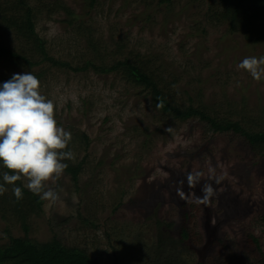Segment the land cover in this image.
I'll return each mask as SVG.
<instances>
[{
    "label": "rangeland",
    "instance_id": "374dc122",
    "mask_svg": "<svg viewBox=\"0 0 264 264\" xmlns=\"http://www.w3.org/2000/svg\"><path fill=\"white\" fill-rule=\"evenodd\" d=\"M11 1L0 6L16 15ZM91 1L27 0L47 51L70 65L0 59V84L15 73L43 72L42 93L53 100L59 125L72 133L75 161L64 162H82L76 181L64 172L50 182L56 202L38 195L41 202L32 201L27 229L9 205L13 185L5 184L0 244L8 233L38 244L56 239L98 264H264V146L255 149L242 134L216 131L199 117L162 111L148 89L120 72L72 68L126 56L147 60L172 104L264 130V79L238 68L245 57L264 55V38L256 40L264 12L248 39L252 24L233 28L229 19L214 17L225 6L221 0ZM65 8L78 15L76 23ZM245 9L239 18L248 19L251 9ZM0 44L41 59L32 40L1 20ZM4 171L0 162L1 183ZM196 172L223 177L212 182L217 195L208 204L196 200L204 179L188 185V173ZM24 183L15 186L32 193Z\"/></svg>",
    "mask_w": 264,
    "mask_h": 264
},
{
    "label": "trees",
    "instance_id": "16d2710c",
    "mask_svg": "<svg viewBox=\"0 0 264 264\" xmlns=\"http://www.w3.org/2000/svg\"><path fill=\"white\" fill-rule=\"evenodd\" d=\"M160 2H170L171 0H159ZM92 0L91 3H94ZM225 4L222 11L219 14H215L217 19H229L233 28H237V25L243 26L244 23L252 24L254 30L248 29L249 34L246 35L250 39L251 35H255L256 31L255 21L261 19L264 12V0H221ZM12 7L10 10L21 15H9L5 14L6 9L0 6V20L4 22L7 27L15 29V31L21 34L25 39L32 40L36 45L38 51L41 54V59L38 61L29 60L26 56H22L8 47L0 44V59H12L13 62H24L29 66H34L42 61L49 62L54 66H68V62H64L55 59L49 54L45 46V41L35 31L34 12L27 0H12ZM250 5H247V4ZM245 6H248L251 11L248 13V19L239 18L241 11H246ZM21 10V13H20ZM65 11L72 18V24L77 21V14L65 8ZM238 22V23H237ZM236 25V26H235ZM245 31V30H244ZM256 36V35H255ZM264 38V31H262L256 38L259 40ZM88 67L92 68L99 73L108 72H120L123 79L126 82H131L136 85H143L151 95V98L156 106L162 111L172 114L176 118L186 119L189 117H199L201 120L206 121L212 129L216 131H229L233 130L236 133L242 134L254 147L260 149L264 146V130L260 131H248L244 129L240 122L231 120H216L206 110L189 104L184 107L172 104L171 100L166 97V94L159 87L160 80L151 71L147 60H138L136 58H130L128 56L115 60L114 63L97 64L94 61H87L85 65L72 67L75 71L85 70ZM31 72L39 80L41 79L42 71L27 70L21 72ZM12 76H8L0 85L11 79ZM264 150V147H263ZM68 168L65 172L69 173L73 180L78 179V174L82 168V162L77 164H71L66 162ZM8 170V169H7ZM1 183V182H0ZM22 188V186L19 185ZM13 187H10L9 205L14 209L18 218L21 220L22 225L27 229V214L33 210V200H37L39 203L41 200L35 194L27 192L22 188L23 198L16 200L13 191ZM9 241L6 244H0V264H98L92 259L83 249L77 247H67L61 244L58 240L53 239L50 242L38 244L27 237H13L8 233ZM166 264H175L174 261L167 262ZM198 264H203L199 262Z\"/></svg>",
    "mask_w": 264,
    "mask_h": 264
},
{
    "label": "clouds",
    "instance_id": "9594fccd",
    "mask_svg": "<svg viewBox=\"0 0 264 264\" xmlns=\"http://www.w3.org/2000/svg\"><path fill=\"white\" fill-rule=\"evenodd\" d=\"M238 68L260 81L264 79V55L245 57ZM41 87V81L31 72L15 73L0 85V162L9 170L2 173L0 195L7 191L8 184L13 185L16 200L22 199V188L15 185L25 181L23 187L33 194L56 202L59 193L49 184L63 176L68 168L64 161L74 162L75 154L69 149L72 133L59 125L55 104L42 93ZM202 179V196L196 200L208 204L217 195L212 182L220 184L223 177L209 174L205 179L201 172L187 175L191 188Z\"/></svg>",
    "mask_w": 264,
    "mask_h": 264
}]
</instances>
